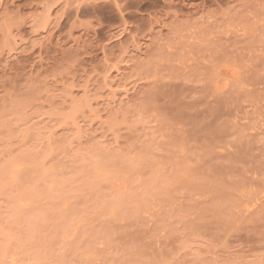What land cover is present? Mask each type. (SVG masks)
<instances>
[{"label":"rangeland","instance_id":"374dc122","mask_svg":"<svg viewBox=\"0 0 264 264\" xmlns=\"http://www.w3.org/2000/svg\"><path fill=\"white\" fill-rule=\"evenodd\" d=\"M0 264H264V0H0Z\"/></svg>","mask_w":264,"mask_h":264}]
</instances>
